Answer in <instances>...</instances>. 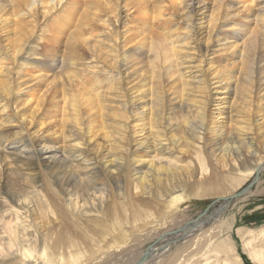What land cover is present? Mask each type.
I'll use <instances>...</instances> for the list:
<instances>
[{"label":"bare ground","instance_id":"1","mask_svg":"<svg viewBox=\"0 0 264 264\" xmlns=\"http://www.w3.org/2000/svg\"><path fill=\"white\" fill-rule=\"evenodd\" d=\"M42 155L78 185L91 182L83 176H96V164L103 174L128 170L126 200L164 184L165 199L188 202L172 191L212 183L209 169L244 170L243 199L260 192L264 0H0V169L22 173ZM239 190L216 197L224 199L213 218L228 199L241 201ZM67 195L75 206L85 202L82 190ZM141 214L130 212L122 224ZM207 219L120 264L155 261ZM15 227L5 226L0 254L17 230L22 239L33 235ZM120 228L108 231L121 239ZM251 244L244 241L264 264V248Z\"/></svg>","mask_w":264,"mask_h":264},{"label":"rangeland","instance_id":"2","mask_svg":"<svg viewBox=\"0 0 264 264\" xmlns=\"http://www.w3.org/2000/svg\"><path fill=\"white\" fill-rule=\"evenodd\" d=\"M261 54L259 52L258 57H255L258 66ZM24 58H27L26 55ZM30 61L28 59L25 63L30 66L27 69L34 66ZM90 156L96 155L91 153ZM208 158L213 167L211 156ZM194 161L195 157L186 158L184 164H192ZM52 166L50 159L42 155L38 158L32 156L27 163L28 168L22 173L13 174L14 170L7 167L0 169V238L5 236L4 228L7 224L33 234H26L27 238L22 239L21 231L17 230L13 239L5 240V245L1 246L3 253L0 254V264L131 262L159 239L181 233L192 222L204 220L207 215L212 219H207L204 226L177 245L171 243V247L148 264L260 263L252 259L244 241L250 239L251 247L255 250L264 248V233H260L264 228V171L258 185L260 192L255 190L254 194L244 199L243 194L241 201L231 200L219 219L213 218L211 214L218 209L224 198L216 197L244 187L250 179L245 177L244 170L220 172L217 169V173L213 174V170L209 169L215 178L212 183L184 184L172 191L171 197L187 195L188 202H173L165 199L170 194L163 195L166 191L164 184L159 189L153 187L150 191L140 192L135 199L126 200V185L131 175L126 169L121 176L109 175L101 173V166L96 164V176L88 173L83 176L91 179V185L87 181L78 185L72 179L69 180L63 170L52 169ZM67 190H82L86 193L83 198L85 202L82 200L80 203L82 207L74 205L71 201L74 197L70 198ZM56 193L61 196V202L57 201ZM25 197H28L26 202ZM56 206L64 213L63 217L56 214ZM25 211L29 212L28 215H23ZM132 211L142 214L139 219H132L124 226V217ZM113 224L117 228L121 224V239L115 238L108 231ZM60 232L63 233L64 241L57 244L56 237Z\"/></svg>","mask_w":264,"mask_h":264},{"label":"water","instance_id":"3","mask_svg":"<svg viewBox=\"0 0 264 264\" xmlns=\"http://www.w3.org/2000/svg\"><path fill=\"white\" fill-rule=\"evenodd\" d=\"M249 187V186H248ZM246 188L247 187H245L242 191H240L239 193H238V196H241V195H243L245 192H246ZM222 201H223V199H222ZM227 201H231V199H228ZM215 212V211H214ZM180 241V240H179ZM146 254L147 253H145L144 255H143V257H142V261H144L143 259H146Z\"/></svg>","mask_w":264,"mask_h":264}]
</instances>
